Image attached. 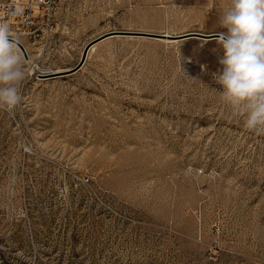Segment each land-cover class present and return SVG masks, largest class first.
<instances>
[{
  "label": "rangeland",
  "instance_id": "rangeland-1",
  "mask_svg": "<svg viewBox=\"0 0 264 264\" xmlns=\"http://www.w3.org/2000/svg\"><path fill=\"white\" fill-rule=\"evenodd\" d=\"M61 1L0 111V264H264V135L221 101L217 39L111 36L39 75L111 30L226 33L230 0Z\"/></svg>",
  "mask_w": 264,
  "mask_h": 264
},
{
  "label": "clouds",
  "instance_id": "clouds-1",
  "mask_svg": "<svg viewBox=\"0 0 264 264\" xmlns=\"http://www.w3.org/2000/svg\"><path fill=\"white\" fill-rule=\"evenodd\" d=\"M220 25L227 32L217 39L223 56L213 80L222 86L221 101L234 117L243 118L247 130L264 135V0H230ZM20 43V35L0 21V111L10 115L21 104L20 86L29 70Z\"/></svg>",
  "mask_w": 264,
  "mask_h": 264
},
{
  "label": "built area",
  "instance_id": "built-area-1",
  "mask_svg": "<svg viewBox=\"0 0 264 264\" xmlns=\"http://www.w3.org/2000/svg\"><path fill=\"white\" fill-rule=\"evenodd\" d=\"M61 4V0H1L0 21L9 23L13 32L20 35V44L23 48L20 47L23 52L27 53L23 41L44 40L55 32L57 14ZM16 9H22L21 14L10 15ZM89 181L90 177L83 175L80 181L75 182V187L87 184ZM10 198L13 200V193L10 194ZM8 213H15V211L11 209Z\"/></svg>",
  "mask_w": 264,
  "mask_h": 264
},
{
  "label": "water",
  "instance_id": "water-1",
  "mask_svg": "<svg viewBox=\"0 0 264 264\" xmlns=\"http://www.w3.org/2000/svg\"><path fill=\"white\" fill-rule=\"evenodd\" d=\"M125 34H131V35H143V36H149V37H155V38H164L168 37L173 40H180V39H185V38H203V39H218L220 32H214V33H202V32H196V31H191V32H186V33H181V34H170L166 35L164 33H154V32H147V31H126V30H111L105 33L100 34L96 38L92 39L84 48L82 57L80 61L74 66L68 69V71H64L61 73H56V74H50V75H44V74H39L41 77L44 78H50V77H56V76H64L67 74H72L75 71L79 70L82 68V66L86 62L88 50L90 47L103 40L104 38H107L109 36H117V35H125ZM20 46L23 48V46L20 44Z\"/></svg>",
  "mask_w": 264,
  "mask_h": 264
},
{
  "label": "bare ground",
  "instance_id": "bare-ground-1",
  "mask_svg": "<svg viewBox=\"0 0 264 264\" xmlns=\"http://www.w3.org/2000/svg\"><path fill=\"white\" fill-rule=\"evenodd\" d=\"M164 34H166L167 36L168 35H170V34H172V33H169V32H163ZM109 37H111V36H109ZM160 39H163V40H165V41H172L173 39H170V38H168V37H162V38H160ZM185 39H189V38H185ZM23 43H24V46H25V50L27 51V53H29L28 52V46L25 44V42L23 41ZM98 43V42H97ZM96 48V44H94V45H92L91 47H90V49L88 50V54H87V56L89 57L90 56V54L93 52V50ZM20 50H22L21 49V47H20ZM30 54V53H29ZM28 57L30 58L31 57V55H28ZM87 59V58H86ZM70 69V68H69ZM64 71H68V69H65V70H63V69H54V70H48V71H46L45 72V74L44 75H50V74H56V73H61V72H64Z\"/></svg>",
  "mask_w": 264,
  "mask_h": 264
},
{
  "label": "crops",
  "instance_id": "crops-1",
  "mask_svg": "<svg viewBox=\"0 0 264 264\" xmlns=\"http://www.w3.org/2000/svg\"><path fill=\"white\" fill-rule=\"evenodd\" d=\"M108 38H111V37L104 38V39H103V40H101V41L107 40ZM101 41H100V42H101Z\"/></svg>",
  "mask_w": 264,
  "mask_h": 264
}]
</instances>
